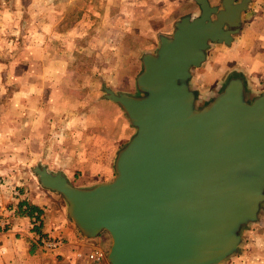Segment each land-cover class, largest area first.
I'll list each match as a JSON object with an SVG mask.
<instances>
[{
    "label": "water",
    "instance_id": "water-1",
    "mask_svg": "<svg viewBox=\"0 0 264 264\" xmlns=\"http://www.w3.org/2000/svg\"><path fill=\"white\" fill-rule=\"evenodd\" d=\"M169 34L141 56L135 91L102 85L133 134L117 150L113 177L74 185L37 164L42 187L60 194L87 238L110 236L109 264H224L264 203V91L251 96L239 75L200 101L192 69L213 43L229 45L250 0H192Z\"/></svg>",
    "mask_w": 264,
    "mask_h": 264
},
{
    "label": "rangeland",
    "instance_id": "rangeland-1",
    "mask_svg": "<svg viewBox=\"0 0 264 264\" xmlns=\"http://www.w3.org/2000/svg\"><path fill=\"white\" fill-rule=\"evenodd\" d=\"M149 2L151 14H143ZM185 7L181 0H0L1 232L8 229L5 214L18 201L53 197L65 208L60 194L39 183L32 170L37 164L63 170L75 182L113 177V162L100 158L115 111L105 108L97 115L92 102L102 85L135 91L140 56L156 47L162 12L172 21ZM97 165L107 173L91 174ZM241 234L239 254L264 247V203L259 220ZM97 236L110 240L106 231Z\"/></svg>",
    "mask_w": 264,
    "mask_h": 264
},
{
    "label": "crops",
    "instance_id": "crops-1",
    "mask_svg": "<svg viewBox=\"0 0 264 264\" xmlns=\"http://www.w3.org/2000/svg\"><path fill=\"white\" fill-rule=\"evenodd\" d=\"M181 1L184 6L186 5V11L180 14L179 17L185 14L194 16L199 14V6L194 1ZM214 1L209 0L211 5H218L221 0ZM150 8L151 3L149 2V4L141 7L142 13L150 15ZM133 9L135 11L136 7L134 6ZM134 11L132 12L134 13ZM116 14L119 16L120 12L117 11ZM159 14L161 18V12ZM166 15L167 12L163 11L162 21L164 23L158 30H160V33L169 34L173 29L174 21L179 17L172 21H166ZM120 29H125V27ZM226 73L242 77L250 97L264 91V0H250L248 9L242 13L240 31L233 36L232 42L229 45L223 43L211 44L206 50L204 62L195 71L192 70L190 83L195 90H200L198 94L200 101L209 98L215 90L222 86ZM134 81L135 79L133 80V90H135ZM124 90L132 93L129 89ZM100 93V95L96 94L92 102L95 113L99 115L101 110L105 108L115 111L114 118L113 115L111 118L114 129H110V134L104 141L109 146L104 148V154L100 159H110L113 162L121 145L120 143L126 142L133 134L134 129L128 124L118 104L104 98L102 90H100ZM100 166H94L90 173H107V169L105 170V167L100 168ZM63 172L77 186L92 185L105 181L75 182L67 172ZM25 201L34 208L32 216H20L16 213L19 201L10 208L9 214H5L9 215L6 218L8 229L0 231V264H94L88 259L89 252L95 247L102 250L107 246L109 248L110 240L102 239V242H100L97 240L98 236L94 238L84 237L66 215L65 208L62 206L61 201H57V198L50 197L43 200V198L30 197L26 198ZM41 234L59 238V246L52 250L41 247L37 243V238ZM239 252L236 256L228 258L224 264H264V247L247 248L240 254ZM252 256L256 258V261L252 262ZM106 261L100 264H109Z\"/></svg>",
    "mask_w": 264,
    "mask_h": 264
},
{
    "label": "built area",
    "instance_id": "built-area-1",
    "mask_svg": "<svg viewBox=\"0 0 264 264\" xmlns=\"http://www.w3.org/2000/svg\"><path fill=\"white\" fill-rule=\"evenodd\" d=\"M38 239L41 245L43 246V248L48 250H52L58 247L60 244V240L43 238V237H39ZM88 259L94 264H100L106 260V252H104L99 247H95L89 252Z\"/></svg>",
    "mask_w": 264,
    "mask_h": 264
},
{
    "label": "trees",
    "instance_id": "trees-1",
    "mask_svg": "<svg viewBox=\"0 0 264 264\" xmlns=\"http://www.w3.org/2000/svg\"><path fill=\"white\" fill-rule=\"evenodd\" d=\"M32 210H34L33 206L30 205L25 200L20 201L18 203L17 214L20 216H32Z\"/></svg>",
    "mask_w": 264,
    "mask_h": 264
}]
</instances>
